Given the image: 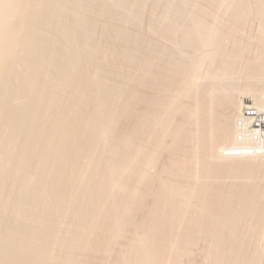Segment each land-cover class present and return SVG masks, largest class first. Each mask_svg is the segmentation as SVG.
Instances as JSON below:
<instances>
[{"label": "bare ground", "instance_id": "1", "mask_svg": "<svg viewBox=\"0 0 264 264\" xmlns=\"http://www.w3.org/2000/svg\"><path fill=\"white\" fill-rule=\"evenodd\" d=\"M240 1L241 2L236 1L235 3H237V6H239L240 4V6L242 7L244 5L242 4L243 0ZM13 2L14 0H0V35L2 33H7L6 36L7 37L9 36L8 37L9 41L7 43L5 41H3L4 42L3 43L2 40H0V72L4 71V69L6 70V68L11 64L10 62L7 63V61L10 60L12 61V59L14 61V59H17L15 61L17 63L18 60H21L22 59V57H20L21 52H19L20 47L21 48L25 47L26 46L25 44L32 43L30 42V40L31 41L35 40V42L32 43L33 44L32 47H33L34 45L37 44L36 36L40 35V34L38 35L35 34L36 35V36L34 35L35 39L33 38L32 40L33 33L30 30V28L32 27L29 28L30 24L28 22L31 21L30 18L32 17H30V14L28 15V13L24 11L25 9H22L24 6L18 4L19 2H16L19 6V9L16 6L17 7L16 10L18 12L16 13L21 16L19 18H22L20 19L22 21L21 22L19 21L20 24L18 23L17 26L12 27L9 24V22L8 23L4 22L6 21V19H8L7 17L9 14V12L7 13L5 12L7 10L10 11L13 8V7L11 8V3L12 5L15 6L14 4L15 2L14 3ZM262 3H259V5ZM260 13H262V11H260ZM237 14L240 15V13ZM5 15H7V17H5ZM236 15H232V17L234 16L236 17ZM48 16L51 17V14ZM4 17L6 18L5 20ZM235 17L233 20L238 19ZM196 23L197 24L200 23V20L197 21ZM8 24L12 28L10 26H7ZM33 24L34 23H32V26ZM198 25L195 24L194 27L192 26L191 28L190 26L189 28L186 27L181 28L175 24L168 23L161 27L158 26L156 28L154 27L152 33L153 35L151 36V40L149 44L150 45L149 57L147 58L149 65L146 64L147 68H145V64L141 63V66L140 65L138 66L141 68L140 69L137 68L138 72L136 73L137 79L139 80L137 82L142 83L143 81H146L148 87L151 88V90L148 91L150 96L144 99L143 95L144 96L149 95L148 92L144 93L140 89L141 91L139 93H136L139 90L136 89V91L132 90L131 93H129V99H128L129 101L133 100L134 103L135 101H137L138 103L139 101L144 102V104L141 103L143 107H139L141 106L140 104L137 107L139 109L142 108V110L137 111L136 110L137 108L135 109L132 108V104H128V102H126L125 104L120 106L121 108L119 107L120 109H118L119 111L117 112L114 106H112L113 104L111 105V102L109 103L110 101L109 96L111 92L110 91L108 92L109 89L104 88L102 86L98 87V89L100 90V92L98 93L99 97L92 101L91 98H89V96H91L89 89L91 88L88 89L87 87L88 85H86L89 76L87 72L79 71L80 73L79 72H78L79 74L77 73L78 77H74L75 79L74 78L70 79L72 81L69 82L72 83L70 85L74 87L73 91H75L74 94L77 95L75 96L76 98L75 97H74L75 99L72 98L73 102L72 99L68 100L69 98H67V100L65 101L67 103L69 102L68 105L65 102L67 106L66 105L63 107L59 106L63 108L60 109L61 111L59 110L60 113L58 112L60 115H62L60 116V120L63 118L62 120L63 124L61 123L62 124L61 126L56 125L57 123L54 122L53 124L51 121H50L51 124L50 123L46 124L42 122V124H46L48 126L46 125L42 126L41 124V120L43 121L42 119L43 116L47 114L46 112H48V110L50 111L52 110V107L50 108V106L53 103L57 104L58 101L57 99L59 97L57 98V95L55 96L54 94L55 99L57 98L56 101L54 102L55 99L53 97V94H50L55 91L54 88L56 87V83L54 88L50 86H45L44 85L45 83L43 84V82L46 81L45 79H47L48 81L50 80L48 78L49 77L48 74L47 77L45 76L44 78L43 71L45 73V70H41L43 69L41 68L42 67L41 61H44L41 58V56L43 57V55H41L43 53L41 52L42 51L41 48L42 49L45 48L43 50L44 52L48 48L44 47V45L47 42L45 43L44 41H42L44 40L43 36L40 37L41 39L40 41L44 43L43 44L40 42L43 47H41V45L38 42L40 47L37 45L39 47V48L36 47L37 49L35 50L37 51L34 50L35 52H33L32 50L33 56L32 58L29 57L31 61L30 60L29 62L27 61L28 66L29 68H31L33 73L32 74L33 78L30 79L33 83H30L31 82L30 81L29 83L32 86L29 85L28 88L33 87L31 89L29 88L30 90H32L36 87H39L38 89L40 92L39 94H37L38 89L34 90L36 94L33 93L32 91L31 92L28 91L30 92L29 96L31 98L27 97L28 94H24L27 97V99L30 100V101L28 100V103L30 102L31 104V101L34 98L32 103L36 102V104L35 103L32 105L26 104V107L22 108L20 112L17 111V113L16 111L12 110L13 111L12 113L9 112V115L11 114V116L9 118L7 117L8 119L5 122L8 125L7 127H10V129H12L11 136H9L10 137L9 140L12 141V143L14 144L16 143L15 146H18L19 148L18 150L20 151L19 157L15 159L14 168L16 167L15 169L19 168L25 171H29L30 168H32L30 170L31 172H29L31 174V175L29 174L30 176L29 179L30 181H32V183L33 181H35L34 182L35 185L33 183V188L35 189L40 184H38L39 181L37 182V180L31 178L32 176L34 177L33 175L34 173L32 172L36 171L35 173H37L36 169L37 166L39 165L43 167V170L46 171L48 177L46 175L45 176L47 177V179H49L47 180L48 185L44 187V191L47 190L48 194L45 193L43 197H45V195L47 194L46 197L50 195L53 198V200L55 199L54 202L56 201V199L57 200L60 199V201L65 202L66 203L65 207L69 208L71 211H73V213H76V215L78 216L77 218L78 225H76L78 226L77 227L78 232L73 234H67L62 238L56 239V236H54L55 234L52 235L53 232L52 233L50 232V230L52 231V227L50 226L51 224L49 225L50 227L48 226L49 224L48 222L54 221L53 218L55 219L57 215L55 214V212L57 211V209H60L61 207L60 208L56 207L57 209H55L54 206L53 209L56 210L55 212L48 211L49 214L47 212L46 215L44 214L42 216L41 212H40L41 215L36 211L34 212V209L36 210L39 205L37 204L38 205L37 206L36 203H34L37 200L35 201L32 200L30 201V204H28L29 211L26 212L25 217L29 219V222L31 223L33 222L34 224H36L34 225L36 227L31 228L30 226L33 225L28 226L27 225L28 222L26 221L27 224H25V220L23 221L24 223L18 222L19 220L16 221L17 219L16 220L13 219L9 221L8 218V220L6 219L5 221L6 223L4 221H3L4 223H1L2 222L1 220L0 222L1 225L2 224L6 225L4 226L5 228L3 227L4 230L6 229L5 231L6 233L2 232L1 230L2 232L1 235L3 236L1 237L0 235V237L3 239L0 238V264H76L75 262L76 260H73L69 250H72L74 247H78V248L84 246L87 247L86 243L87 240H89L88 238H90L88 235H93L92 245L95 249L106 248L104 246L109 244V241L111 239L115 238L114 234L118 230V227L116 228L117 216H119L125 208L127 209L128 207L131 206L132 208H134L133 206H136V208H138V209L134 208L135 212L139 210V208L142 209L145 208V205L143 204L144 201H142V198H144V200L147 201L146 204L147 208L145 209V212L143 209L144 215L141 214V216L144 217V218L141 217L143 218L142 219L143 222L141 221L140 224V219H139L140 226L137 223L138 225L137 229L140 232L139 233L140 237L139 238L137 237L138 239H136V241H133L132 244L130 243L127 249L128 251H130L129 258L131 256V258L128 259L127 264H176L175 257L177 256L175 255H177V253L175 255H172L171 253L172 248L170 247V243L172 242V240L176 239V241L179 242V246H178L179 249L178 248L176 249L180 250L181 252L186 248V246L189 245V243L193 241V239L197 235L200 234L201 235L204 234L203 236L207 234V236L210 235L212 239H216L215 241L217 242L215 245L219 244L218 246H220L219 249L216 248V250H219L217 256L220 258V254H223L220 251L221 246L223 245L222 247L224 249H225L224 246H226V244L224 245L223 241L227 242L228 241L227 236H229L230 234L234 233V231H236L235 227L236 228L238 227L236 223L238 219L240 220V218H244V217L247 218V216L249 217V215L251 216L253 215V217H255L256 215L255 218H257V216L259 215L258 216L260 217L259 221L260 219L261 221L264 219L263 218L264 198L262 199L260 198V195H257L261 191L262 192V194L260 193L261 197H264L263 196L264 179L262 180V178L258 174L261 183L258 182L257 180L259 179L258 178L256 179L255 177L254 181L256 180V183L258 184H254V183L252 184L253 182L252 176L254 175V168L255 167L257 168V166L258 168H261L262 164L258 162L259 164L255 165L254 164L255 161L253 159L251 160H253L254 162H251L250 159H249L250 161H248L247 159H243V157H246V155L249 153H245V151H242L241 149L246 150L250 146L247 143V141L250 139L247 138L248 139L246 140L247 144L245 142H244L245 144L239 142L241 141L240 139L243 138L241 136L243 130L244 132L249 131L250 133L249 137L253 136L251 138L256 140L260 139L261 142L264 143V116L262 115L264 114V112L262 111L263 104L261 107L260 105H258V103H256L258 100L253 101V99H255L253 95H251L253 96L252 99L253 102H251L250 104L246 103L249 102V100H245V99L240 100L238 102L239 98L238 99L234 98L233 97L234 95H232L233 92L231 93L227 89L225 90L226 86H224L225 87L224 88L222 86L223 84L221 83L223 82L222 80H226L224 77H227V74L229 75L230 73H232L230 71H233L235 69V66L236 68H238L237 67L238 65H240L241 67L244 64L243 62L246 61L249 62L250 59L249 57H247L246 59L244 56H243L244 58L241 57L242 60L244 59V61L241 60L243 63L242 65L240 61L238 60L236 61L235 60L236 57L234 56L233 58L231 54L237 53L236 51H238V49L235 50V53L230 52L231 53L230 55L232 57L229 55L227 56L228 59H226V54L228 51H225L226 54L224 53V51H221L222 49H224L223 45L221 44L223 39H219L220 38L219 34L216 39V34L218 33V31L216 32L215 28L214 30H212L213 28L206 25V23L205 25L202 24L203 27L201 25L200 26ZM27 29H29L30 30L29 33L32 34L30 35L27 34L28 32ZM212 31L213 32L215 31L216 33L214 32L215 33L214 34ZM228 32L230 34L233 33L230 31ZM228 32L224 34H228L230 37V34ZM220 34L221 37L224 35L221 32ZM27 35L31 37L30 40L28 39L29 37ZM1 36H4V34H2ZM224 36L223 38H225ZM178 37L184 38V40L187 42V45L190 46V48H192V51L188 52L185 56L180 55L179 53L183 49L181 51L176 52L175 48L174 49L169 48L165 46V44H163V42L161 41V39L162 40L170 39L174 41ZM260 37H264L262 36V33ZM259 39L260 38L256 40L258 41L257 42L258 44L261 41V40L259 41ZM218 40H220L221 45L218 44L219 42ZM37 41H39V36L37 37ZM166 42L167 41H165V43ZM175 42L177 41L175 40ZM260 43L264 44V40ZM262 44L260 45L263 47ZM175 45L173 43V46ZM217 45L222 46V48L217 49L219 47V46L217 47ZM243 46L242 48L237 45L235 47L239 49L240 48L248 49V46L245 45L247 48ZM27 47L28 46H26V48ZM257 48L255 49L258 50L259 48L258 49ZM59 50L57 51L59 52ZM228 50L231 51V49ZM262 50L264 52V48L258 51H262ZM244 51L247 50H243V51L240 50L238 51L237 55L240 54L243 55L242 52ZM248 51L247 53H250ZM17 52L19 53L18 58L16 57ZM263 52H259V53L264 54ZM59 53H61L60 55H62L61 51ZM259 53L257 52V54L255 55L256 57L253 56L252 54L250 58L255 57L257 59L254 58L255 59V60L253 59L254 61H251L252 60L251 59L250 63L248 64L249 67L247 66V63H245V66L248 67L249 69L248 72L251 76L264 77V56L260 54V57H257L259 56ZM222 54H225L223 57L225 59L221 58L222 59L221 60L219 57L222 56ZM217 55L219 57H217ZM216 57L217 60L220 59V61L215 65L213 64V62H215ZM237 59L240 60L239 57ZM233 62H235L234 64L236 63L238 64V65H234V68L232 66ZM61 63H63V61ZM243 66L242 68L244 69ZM240 67L238 68V70L242 71ZM243 74L245 73L243 72ZM245 77H246L245 79H249L250 81L257 80L254 78H253L254 80L249 78L247 72ZM262 77H260L261 80L264 79ZM220 78H221V82H220ZM67 79H65L63 83L69 80ZM54 81L58 83L57 85L60 84V81L52 80V82ZM40 84L41 86H39ZM226 84L227 82L224 85ZM2 85L3 84L1 83V79H0V89ZM257 85L255 84V87ZM42 86L45 88H43ZM83 86L85 87L83 88ZM247 86H244L243 89L246 88ZM40 87L45 99L42 97V95L38 97V95H40L41 93ZM234 87H236V85ZM250 87L249 89L252 88ZM42 88L45 90L46 94L43 93ZM56 89L59 88L57 87ZM246 89H248V87ZM235 90L238 89H234V91ZM47 91L49 93H47ZM78 91L81 92L79 93ZM31 93L35 94V96L32 97ZM45 95H47V97ZM73 96L74 95H72V97ZM35 98L37 99L40 98L41 102L36 101L37 99L35 100ZM42 99H44V101ZM53 107H56V105ZM134 107H136V105ZM121 113H123L122 116H126L127 118H129V120L130 119L132 120V121L128 120V123L131 122V126L130 127L128 126L127 127L128 129L125 127L126 129H124V132L117 134L116 135L117 137L115 136L116 138H114V140L112 141L113 147L111 146L112 151L110 152V156L106 159L105 163L102 164L103 160L101 161L98 159L99 160L98 161L96 159L97 157L100 158V156H97L98 153L96 155V150L99 144L101 143L102 140L101 138L104 132L110 127V125H112V123L119 116V114L121 115ZM56 117L59 116L56 115ZM239 120L240 122H238ZM238 123L240 124L241 127H244L243 125L245 126L247 125L249 130L246 129L247 131H245V128L247 127H245L244 129L240 127L239 129L242 130L239 131V129L236 128V126L238 127ZM233 124H236L235 128H233L234 127ZM238 135L241 136L242 138L238 139L237 138ZM254 136H256L257 138H254ZM244 138L246 137L244 136ZM235 140L236 141L238 140L239 143H237V145L238 144L240 145V146L235 145V147H237L239 151L241 150L240 152L238 151L239 154L236 156L232 155L233 157L232 158L230 157L231 159L228 160H224V161L219 160L216 153V151L218 150L217 148H219L220 146L222 148L224 147L226 148L227 146L230 145V143L233 144ZM259 142H258V146L262 147L263 145H260L261 143L259 144ZM234 144H236V142ZM247 145L249 146L247 147ZM221 147L219 149L222 150ZM235 147L233 148L235 149ZM229 148L231 147L229 146ZM117 151L119 153L118 155L116 154L118 157H115L116 156L115 154H114L115 156H112L113 153L115 152L117 153ZM233 152H235V150ZM128 157L130 158L128 162H130L131 164L130 166L131 171L129 170V172L131 173L130 182H134L133 188L131 186V189L133 190L131 191H129L130 189L126 190V186L121 185V187L119 188L120 189L119 193H124V194L119 196L115 191L116 194L118 195L117 196L118 198H116L115 197L116 194L115 192H113V190L116 189L115 187H117L116 182L118 180H116V178L118 177L122 169H125L126 167L123 168L122 165L118 164L120 167L117 166L118 168H116V170L114 169V173L112 175L111 173L110 175H108L106 173V168H107L106 165L107 164L109 165L110 162L115 161L116 159L118 161L120 160L119 162L123 164V161L127 162L125 160L126 159L128 160ZM127 163L126 165H128ZM90 166H91L90 172L88 174H85L86 168ZM262 168L264 170V167ZM125 170H127V168ZM263 170L260 171L262 172ZM260 171L258 173H260ZM251 173L253 174L252 176ZM218 175H226L229 177L242 176L244 178L247 177L249 181H247L248 179L245 178V181L236 182L233 183L232 185L230 184V186H227V188L229 187L227 192H225L226 190L225 189L222 190L221 189L222 187L218 185L213 186L212 184H210L211 186H208L207 183H205L210 179V177L212 178ZM249 176L251 177L249 178ZM119 178L122 179L121 176H119ZM121 183L123 184V181ZM73 185L74 186L78 185L76 187L77 189L80 188L81 190H86L88 192L86 193L87 195L90 193L89 194L90 196L86 201V203L84 202L85 204L83 206L82 205L79 206L78 204L79 208L76 205L75 209L74 206L72 205L73 203L72 202L73 198L71 197L72 194H69L68 191H66L70 187L73 188L70 189L74 190ZM137 185H139L140 188H138ZM255 185H257V187L259 186L261 190L258 191V188L255 189L256 187ZM255 191H257L258 193L256 194ZM148 194L149 195L151 194V199L149 198L150 196L147 197ZM60 201L58 202L59 204ZM18 203H16V206L18 205L17 206L18 209L15 206V203H13L14 207L12 206L13 209L16 207L15 208V210L17 209L16 210L17 212L15 211L16 214H18V211L20 212L22 208V207L19 208L20 204ZM37 203H41V202L38 201ZM32 204L34 206L36 205L35 206L36 208L33 207ZM29 205H31L32 208L31 206L29 208ZM2 208H5V206ZM30 209H32L31 212ZM53 209L51 211H54ZM142 209L140 210L142 211ZM128 210L130 209L128 208ZM0 212L2 213V214L0 213L1 215L4 214L3 210ZM127 212L129 213L131 211L126 210L124 214L125 213L128 214ZM27 213H29L30 215ZM19 215H21V213ZM138 216H140V214ZM0 217L3 218L4 215L3 217L2 216ZM183 217L187 220V222L183 219L182 222L183 223L186 222V224L182 229V227L180 226L181 224L180 221L182 220L181 218ZM88 219L91 220V223L89 225L85 224L87 230H83L84 229L83 224ZM96 220L97 222H94ZM258 223L259 222L257 221L256 223L257 227L260 226L261 222L259 224ZM181 225L183 226L184 224ZM255 229L257 228L255 227ZM81 230L84 231V235L81 234L82 233ZM227 232L228 233L231 232V233L228 234ZM236 234H238V232ZM236 234L230 235L229 238L231 236H236ZM224 236L227 239L224 240L225 238ZM37 238L42 239L45 244H48L49 247L50 246L54 247L53 244H56L57 247L59 249H62L63 251L61 252L60 250L59 253L55 254L53 250H51L52 248L50 247L51 248L50 249L47 245H44L45 248H43L44 246L43 247L36 246L37 243L36 241H38ZM234 238L236 237H233V239ZM233 242L235 243L236 240L234 239ZM172 243H175L174 240ZM234 243H232L231 247L234 246L233 245ZM173 245L171 244V246ZM46 247H48L50 250L47 249ZM230 248L225 249V251L226 250L228 251V252L226 251L227 252L226 255L224 253L225 256H227V254L228 256H231V252L232 253L239 252L238 254H241V251H238L239 247L238 248L236 247L237 249L234 248L233 250L235 251H232V249L230 250ZM222 252H224V250ZM236 253H234L233 256ZM238 254H237V258H238ZM225 256L222 255L221 258ZM233 256L231 257V259L233 258ZM250 256H251L250 259L249 256L246 259L247 261L249 260L247 263L255 264L256 256L254 255H250ZM221 258H220V262H223ZM227 258L225 257L222 259L229 261V263L234 262L233 260L232 261L229 260L230 257L228 258V260ZM233 259L235 260L236 258ZM217 260L219 259L217 258ZM246 260L244 263H246ZM241 262L242 261H240L239 263L241 264ZM79 263L80 262H78V264ZM81 263L83 264V262ZM226 264H228V262H226Z\"/></svg>", "mask_w": 264, "mask_h": 264}, {"label": "rangeland", "instance_id": "2", "mask_svg": "<svg viewBox=\"0 0 264 264\" xmlns=\"http://www.w3.org/2000/svg\"><path fill=\"white\" fill-rule=\"evenodd\" d=\"M236 1L241 2L240 0H236ZM236 1L235 0H91V1L90 0H76V1L75 0H39V1L38 0H21V1L16 0L15 1L14 0L15 3L14 2L13 3L15 4V6L12 5V3H11V8L12 7L13 8L12 9L9 8L11 10L10 11L7 10L5 12V13L9 12V14H8V17H7V15H5V17H7L8 19H6L4 17V20L6 19V21H4V22H7V23L9 22V24L13 27V26H17L19 21L20 22L22 21V20H20L22 18H19L21 16L19 14H17L18 12L16 10L17 7L19 9L18 4H20V5L24 6L22 9H25L24 11H26L28 13V15L30 14V17H32V18H30L31 21H28L30 24L29 28L32 27V28H30V30L33 33L32 40H33L35 34L36 35L40 34V35H38L39 41H37L38 36L35 35L37 44L35 43L36 44V45H34L35 47L33 46L34 49L32 47V45H33L32 43L35 42V40L31 41L30 40L31 37L27 35L29 37L28 39L32 43H28V44L24 43L29 48L28 47L26 48L25 45H24L25 47H22V48L20 47L19 52H21L22 54L20 53L21 56L20 55L19 56L22 57V59L18 60V62H17L18 64L15 62L17 59H14V61H13V59H12V61L11 60L7 61V63L8 62L11 63L7 67V68L10 67V68L9 69L6 68V70L4 69V71L0 72V79H1V83L3 84L1 86V89H0V176H1L0 177V209H1L0 211L3 210V213H4L3 214L4 217H3V215H1L2 213L0 212L1 213L0 216L3 217V218L0 217V222L2 220L1 223H4L6 221V219L8 220V218H9V221L13 220V219H15V220L17 219L16 221L19 220L18 222H21V223L25 220V224H27V222H28V224H27L28 226L33 225V226H30L31 228L36 227V226H34L36 224H34L33 222L32 223L29 222V219L27 217H25V214L27 211H29L28 204H30V201L37 200L34 203H36V205L38 204L39 206L37 205L38 207L36 210L34 209V212L35 211L38 213L41 212L42 216L44 214L46 215L48 211L55 212L56 211L55 209H57L58 207L59 208L61 207L60 208L61 210L57 209V211H56L57 213L55 212V214H57V215H56L55 219L53 218L54 221L53 222L51 221L52 223L48 222L49 223L48 226L51 224L50 226L52 227V231L50 230V232L51 233L53 232L52 235L55 234L54 236H56V239L62 238L67 234H73V233L78 232L77 231L78 226H76V225H78L77 224L78 216L76 215V213H73V211H71L69 208L65 207L66 203L63 201H60V199H58V200L56 199L55 202H57V203H55L54 202L55 199L53 200V198L50 195L48 197H46L48 193H47V190H45L46 192L44 191V187L46 185H48L47 180H49V179H47L48 176L46 174V171L43 170V167H41L39 165L40 167L37 166V169H36L37 173H35L36 171L32 172V173H34L33 174L34 177L32 176L31 178L34 180H37V182L39 181L38 184H40L37 186L38 188L36 187L35 189L33 188V183L35 181H33V183H32V181H30V179H29V177H30L29 172H31L30 170L32 168H30L29 171L21 170L19 168L15 169L16 167L14 168L15 159H17V157H19L20 151L18 150L19 149L18 146H15L16 143L14 144V143H12V141L9 140V138H10L9 136H11L12 129H10V127H7L8 125L5 122L11 116V114L9 115V112L12 113L13 111H16V113H17V111L20 112L22 110V108L26 107V104H29V105H32L34 103L36 104V102L32 103L34 98L32 99L31 104H30V102L28 103L29 99H27V97L31 98L29 96V93L31 91L33 93H35L34 90L39 88V87H36L32 90H30V89L33 87H29L30 89L28 88L30 83H33L30 80L31 78H33V76H32L33 73H32L31 68H29V66H28V62H29V60L31 61L30 58H32V56H33L32 50H33V52L37 51L35 49L39 48L40 47L39 44L41 45V43H43L40 41L41 40L40 37L43 36L44 40H42V41H44L45 43L47 42L45 44L46 46L44 45V47L48 48V49H46L45 52L43 51L45 48H43V49L41 48V50H42L41 52H43V53L42 54L40 53L44 57L43 58L41 56L42 60H44V61H41L42 62L41 68H43L41 70H45V73L43 71L44 78H45V76L47 77V74H48V76H49L48 78L50 80V81H48L47 79H45L46 81L43 80L44 81L43 84L45 83L44 84L45 86H50V87L54 88L55 83H56V87L54 88L55 91L53 90L54 92H52L50 94H53L54 99H55L56 95H57V98L59 97L58 99L56 98L58 100L57 104H55V103L52 104L53 106L56 105V107H53L52 105L50 106V108L52 107V110L51 111L48 110V112H46L47 114H45V116H43V118H42L43 121L41 120V124H42V122L48 124V123H50V121L52 123L53 122L57 123L56 125H59V126H61L63 124V121H62L63 118L62 117H61L62 119L60 120V116H62L59 114L61 111L60 109H63L61 107L65 106L66 104L68 105L69 102L67 103L65 101V100H67V98H69L68 100H70L72 98L73 99L76 98L75 96H77V95H75L74 94L75 91H73L74 87L72 85H70L72 83H69V82L72 81L70 79H72L74 77H78L77 73L79 71L80 72L81 71L87 72V74L89 76V79L87 80L86 85H88L87 86L88 89L91 88V89H89L90 95H91V96H89V98H91L92 101L99 97L98 93L100 92V90L98 89V87L102 86L104 88L109 89L108 92L109 91L111 92L110 96H109V100H110L109 103L111 102V105L113 104L112 106H114V108H115V110H117V112L119 111L118 109L121 108L120 106H122L126 102H128V104H132V108H134V109L137 108L139 104L140 105H141V103L144 104V102H141V101H139V103L137 101H135V103H134L133 100L129 101L128 100L129 99V93H131L132 90L136 91V89L137 90L139 89L136 93H139L141 90L144 93H147L149 90H151V88L148 87V84L146 83V81H143L142 83L137 82V81H139L137 79V74H136L138 72L137 68L138 69L141 68V67H138L139 65L141 66V63L145 64V68H147L146 64L149 63L147 61V58L149 57V52H150L149 51V49H150L149 44H150L151 36L153 35L152 33L154 30V27L155 28L157 26L161 27V26L168 24V23L175 24L181 28H183V27L189 28V26L191 28L192 26L194 27L195 24L198 25L200 23H201L200 25L202 26V24L205 25V23H206V25L213 28L212 30H214V28H215L216 32L218 31V33L216 34V39H217L218 34L220 37L219 39H223L222 43L220 42V40H218L219 41L218 44L221 43L223 45V48H224L221 51H224V53H225V51H228L227 54L225 53L226 59H228L227 56H229L232 52L235 53L236 49H238V51H240V50H242V51L247 50L248 51L250 49L248 51L250 53H247V51H244V52H242L243 55H241V54L237 55L238 51H236L237 53H235V54H233V53L231 54L233 56V58H234V56L236 57L235 58L236 61L237 60L240 61L241 65L244 63L243 64L244 66L242 65L244 67V69H243L242 66L240 67V65H238L237 63L234 64L236 62L235 61L232 63L233 65L231 64L233 66V68H234V65H238L237 67L238 68L240 67L242 69V71L245 70V71H243L245 74H243V72L241 70H238V68H236V66H235V69L237 71L235 69H234L235 72L233 69H232L233 71H230L234 74V76L232 73L229 72L230 74L229 75L227 74V77L230 80L227 77H224L226 80H222L223 82H221V78H220V82L223 84L222 85L223 87L226 86V88L224 87L225 90L227 89L231 93L233 92L232 95H234L233 96L234 98H237V99L239 98L238 102L240 100L245 99V100H249V102H246V101L245 102L250 104L251 102L258 100L256 103H258V105H260L261 107L263 104L262 111L264 112V84H263L264 79H262V80L260 79V77H262V76H258V77L257 76L256 77L251 76L248 72V70H249L248 64L250 63V60L252 59L251 61H254L255 59H257V58H255L256 57L255 55L257 54V52L258 53L263 52V50L262 51H258V50L264 48V44L260 43L264 40L263 39L264 37H260L261 33H262V36H264V34H263L264 33V16H263L264 15L263 14L264 13V11H263L264 10V7H263L264 6V0H262V1H260V0H243L242 4H244V5L242 7L240 6L239 3L238 4L240 7L237 6V3H235ZM258 1H260V2H258ZM16 2H19V3L17 4ZM259 3H262L263 5L262 4L259 5ZM36 4H38V5H36ZM22 6H20V7H22ZM14 7H15V10H14ZM48 7H49V9H48ZM262 8H263V10H262ZM88 10H90V11H88ZM255 10H257V11H255ZM260 11H262V13H260ZM235 13L236 14L240 13V15H238V14L236 15ZM50 14H51V17L48 16ZM232 15H236V17L235 16L234 17L238 18L239 20L238 19L233 20L234 17H232ZM7 20H9V21H7ZM199 20H200V23L197 24L196 22ZM69 21H70V23H69ZM233 22H234V24H233ZM32 23H34L33 26H32ZM47 23H49V24H47ZM9 24L7 26H10ZM200 25H198V26H200ZM235 29H236V32H235ZM27 30H28L27 34H29V35L32 34V33H29V31H30L29 29H27ZM224 30H225V32H224ZM71 31H72V33H71ZM228 31L233 32V33H231L232 35ZM220 32L223 34L228 32L230 34V37L228 34H224L225 36L222 34L225 38L227 36V38L225 39V38H223V36L221 37ZM2 34H4V36H1ZM2 34L0 35V40H2V42L5 41L7 43L9 41V39H8L9 36L8 37L6 36L7 33H2ZM259 34H260V36H259ZM27 36H26V39H27ZM256 38L257 39L260 38L259 41L260 40L261 41L259 42V44L257 43L258 41H256L257 40ZM29 40H28V42H29ZM175 40L177 42H175ZM175 40L172 41L170 39H166V40L161 39V41L163 42V44H165V46L172 48V49L175 48L176 52L181 51L183 49L182 51H184V52H182V51L179 52L180 55L185 56L188 52L192 51V48H190V46L187 45V42L184 40V38L178 37ZM165 41H167V42L165 43ZM38 42H39V44H38ZM224 42H225V44H224ZM236 42H238V43H236ZM173 43H174V45L178 44V45H175L177 47L173 46ZM181 43H184V44H181ZM260 44H262L263 47ZM236 45L241 47V48L243 45L244 46L246 45V46H248V49H244V48L239 49V48L235 47ZM218 46L219 45H217V47ZM260 46H261V48H260ZM41 47H43V46L41 45ZM220 48H222V46H219L217 49H220ZM255 48H257L258 50H256ZM228 49H231V51H229ZM57 50H59V52L61 51L62 55H60L61 53H59ZM221 51H220V53H221ZM16 54H17L16 57L18 58L19 53L17 52ZM225 54H222V56H220V57L218 56L219 55L218 54L217 57H219L221 59L224 57ZM249 54H251V55H249ZM252 54L255 57L250 58V56H252ZM260 54L261 53H259V56H257V57H260ZM261 55L264 56V54H261ZM243 56L245 57V59L247 57H249V59H250L249 62H247L245 60L246 62L242 63V61H244V59L242 60V58H244ZM20 57H19V59H20ZM217 57L215 58L216 60H217ZM231 57H229V58H231ZM238 57L240 58V60L237 59ZM23 59H24V61H23ZM220 59L217 61L215 60V62H213V64L216 65L220 61ZM223 59H225V58H223ZM62 61H63V63H61ZM233 61H234V59H233ZM26 62H27V64H26ZM70 62H72V63H70ZM12 63H14V64H12ZM245 63H247L248 67L245 66ZM65 65L67 66V69H66ZM60 66H63V67H60ZM246 72L248 73L249 78H251V79L254 78L257 80L255 81L253 79L255 81L254 82L252 80L250 81L249 79H245L246 78L245 77ZM262 78H264V77H262ZM65 79H67L68 81H65L63 83V81ZM222 79H223V77H222ZM52 80L60 81V84H59L60 86L57 85L58 84L57 82H55V81L52 82ZM134 80H136V81H134ZM258 81H260V82H258ZM226 82H227V84L224 85ZM46 84H48V85H46ZM250 84H251L252 88L250 87ZM255 84L256 85L258 84V85L255 87ZM139 85H141V86H139ZM232 85H233V87H232ZM235 85H236V87H234ZM30 86H32V85H30ZM39 86H41V84ZM228 86L230 89L228 88ZM244 86H247L248 89H246L247 87L243 89ZM50 87H47V88H50ZM57 87L59 89H56ZM81 87H82V85H81ZM84 87L85 86H83V88ZM237 87H239V88H237ZM249 87L251 89H249ZM43 88H45V87H43ZM233 88L238 89V90L234 91ZM260 88H262V89H260ZM40 90H41V87H40ZM80 90H81V88H80ZM28 91H30V92H28ZM48 91H47V93H49ZM50 91H51V89H50ZM254 91H256V92H254ZM39 92L40 91L38 89L37 94H39ZM70 92H71V94H70ZM43 93L46 94L44 89H43ZM79 93H78V95H79ZM3 94H5V95H3ZM24 94H28V96L26 97ZM35 94L31 93V96L34 97ZM54 94H55V96H54ZM148 94H149V92H148ZM41 95L45 99V97L42 94V90H41L40 95H38V97ZM72 95H74V96L72 97ZM251 95H253L255 97V99H253V96H251ZM45 96L47 97V95H45ZM149 96H150V94L145 95V96L143 95V98L145 99V98H148ZM240 97H241V99H240ZM40 98H38L39 100L37 98H35V100L37 99L36 101L41 102ZM44 99H42V100L44 101ZM56 99L54 100V102L56 101ZM73 99H72V102H73ZM252 99H253V101H252ZM63 101H64V104H63ZM65 102H66V104H65ZM58 104H61V105H58ZM135 105H136V107H134ZM59 106H61V107H59ZM139 107H143V106L141 105ZM134 109H133V111H134ZM7 110H8V112H7ZM136 110L137 111L142 110V108L141 109L137 108ZM56 115L59 117H56ZM122 115H123V113H121V115L119 114V116L114 120L112 125H110V127H109L110 129L108 128L104 132V134L101 138L102 139L101 143L99 144V146L96 150V155L98 153L97 156H100V158L97 157L96 159L97 160L99 159L101 161L103 160L102 164L105 163L106 159L110 156V152L112 151V147H113L112 141L114 140V138L117 137L116 135L124 132V129H126L128 126L129 127L131 126V122L128 123L129 118H127L126 116H122ZM262 115L264 116V114H262ZM48 119H49V121H48ZM46 120H47V122H46ZM238 122H240V120ZM46 124H42V126H45ZM235 125L236 124H233V126H234L233 128H235ZM46 126H48V125H46ZM243 126L244 127H241L240 124L238 123V127L236 126V128L239 129L241 127L242 129H244L245 127H247V128H245V131L249 130L247 125L246 126L243 125ZM242 129H239V131H241ZM242 132L243 133L241 134V136L243 138L239 135L237 136L238 139L242 138V139H240L241 141H239L240 143L242 142L243 144H245L246 140H248V139L251 140V141L250 140L247 141V143L251 146L250 147L249 145H247V147L249 146L250 148L246 147L247 148L246 150L241 149L242 151H245V153H249L246 155V157H243V159H247L248 161L253 159L255 162L253 160H251V162H254L255 165L256 164L258 165L260 163V164H262V167H264V165H263L264 164V143H262L260 139L256 140V139L251 138L253 136L249 137V135H250L249 131L244 132L242 130ZM245 133H247V134H245ZM244 136L246 138H244ZM7 137H8V139H7ZM254 138H257V137L254 136ZM235 142H236V144H234ZM235 142L233 144L230 143V145L227 144L231 148H229V146H227L228 148L226 147L227 149L225 147L222 148L220 146L222 148V150L219 149L220 147L217 148L218 150L216 151V153H217L219 160H223V161L228 160V159H231L233 156H236L239 154V152L241 150L239 151L238 148L235 147V145L236 146H240V145L239 144L237 145V143H239L238 140L237 141L235 140ZM258 142H259V144L261 143L260 145H263L262 146L263 148L261 146H258ZM142 144H143V142H142ZM144 144H145V142H144ZM254 144H255V146H254ZM232 146L235 147V149ZM255 148H256V150H255ZM230 149H232V150H230ZM234 150H235V152H233ZM219 151L220 152L223 151V152L220 153ZM250 153H252V154L255 153V154L252 155ZM114 154L118 155L119 153L117 151V153L116 152L113 153L112 156H115ZM224 154H226V155H224ZM117 155L115 157H118ZM129 159L130 158L128 157V160L126 159L125 161L128 162ZM119 161L116 159L115 161L110 162L111 164L110 163H109V165L107 164L106 165L107 166L106 173L108 175H110V173H111V175H112L114 173V169L116 170V168H118L117 167V166H119L118 164L122 165L123 168H125V167L127 168V170H125L126 168L122 169V171H121L122 174L120 172V174L117 177L118 179L116 178V180H118L116 182V186L118 188L115 187L116 189L113 190V192L116 191L117 194L119 196H121L122 194H124V193H119L120 192L119 188L121 187V185L122 186L125 185L126 190L130 189L129 191H131V190H133V189H131V186L133 188L134 182H130V177H131V173L129 172V170L131 171L130 162L127 163V162L123 161V164H122ZM121 162H122V160H121ZM126 163L128 165H126ZM33 164H35V163H33ZM262 167L261 168H258V166H257V168L255 167L254 168V175L252 174L253 172L251 173V176L253 175L252 176V178H253L252 184L253 183L258 184V183H256V180L254 181L255 177H256V179L257 178L259 179V180H257L258 182H260L259 176L262 178V180L264 179L263 178V176H264L263 171L264 170ZM90 169H91V166L86 168L85 174H88L90 172ZM258 170L259 171L263 170L262 172L260 171V173H262L263 175L258 173L259 172ZM256 171H258V172H256ZM255 172H256V174H255ZM125 173H127V174H125ZM258 174H259V176H258ZM122 175H123V177H122ZM119 176H121V178L124 179L125 181L120 179ZM223 176H224V179H223ZM225 176L226 175H218V176H214L212 178L210 177V179L208 181H206L205 183H207L208 186H211L210 184H212L213 186L218 185V186L222 187L221 188L222 190L225 189L226 190L225 192H227V190L229 188V187L227 188V186H230V184L232 185L233 183H236V182L245 181V178H247V177L244 178L242 176L241 177L240 176H235V177L226 176L225 177ZM251 176H249V178ZM122 181H123V184L121 183ZM211 181L214 183H212ZM247 181H249V179ZM124 183H126V184H124ZM250 183H251V181H250ZM225 184H226V186H225ZM34 185H35V183H34ZM36 185H37V183H36ZM77 186L73 185L74 190H72L73 189L72 187H70L72 189L68 188L66 190V191H68L69 194H72V196L71 195H68V196H71L73 198L72 199V202H73L72 205L74 206V209L76 208L75 207L76 205L78 208L80 205L83 206L90 196L89 195L90 193L87 195L86 193H88V192L86 190H81L80 188L77 189L76 188ZM255 186H256L255 189L258 188V191L261 190L259 188V186L258 187H257V185H255ZM137 187L140 188L139 185H137ZM42 192H44V193H42ZM116 192H115V194H116ZM255 192H256V194L258 193L257 191H255ZM45 193H47V194L45 195V197H43ZM260 193L262 194L261 191H260ZM260 193H258L257 195H260V198L263 199L264 197H261ZM117 194L115 195L116 198H118ZM147 197H149L151 199V194L150 195L148 194ZM38 201L41 203H37ZM59 201H60V204L58 203ZM142 201L145 202V203L143 202V204L145 205V208H143L144 212H145V209L147 208V205H146L147 201L144 200V198H142ZM262 201H260V202H262ZM13 203H15V206H16V203L20 204L19 208L22 207L21 208L22 211L21 210H20V212L18 211V214H16V212H17L16 210L18 209V207H17L18 205L16 206L17 209L15 210L16 207L14 209L12 208V206L14 205ZM78 204H79V206H78ZM144 205H142V206H144ZM1 206L2 207L5 206V208H2ZM30 206L31 205H29V208H30ZM35 206L33 205V207H35ZM54 206H55V209H53ZM133 207L136 208V206H133ZM7 208H8V210H7ZM31 208H32V206H31ZM128 208L130 210H128ZM128 208L127 209L125 208V209L127 211H131V212H129V213L127 212L128 214H126V213L124 214V212L126 211L124 209L121 212V214L119 216H117L116 228L118 227V230L114 234L115 238L111 239L109 241V244L104 246L106 248L95 249L92 245L93 235H88L90 237V238H88L90 241L87 240V243H86V246L88 248L85 246L80 247V248L74 247L72 250H69L73 260H76L75 261L76 264H78V262H80L79 264H82L81 262H83V264H127L128 259L131 258V256L129 258V252L130 251H128L127 249L129 247L130 243L132 244L133 241H136V239H138L140 237V235H139L140 232L137 229V227H138L137 223L139 224V219H140V224H141V221L143 222L142 219L144 218L143 216H141V214L144 215L142 208H139V210H137L136 212H135V209L132 208V206L128 207ZM52 209L54 211H51ZM133 209H134V211H133ZM136 209H138V208H136ZM140 209H142V211ZM31 211H32V209H30V212ZM138 211H140V212H138ZM118 212H119V210H118ZM10 213H12V214H10ZM20 213H21V215H19ZM41 213H40V215H41ZM138 213L140 214V216H138L139 215ZM27 214H29V213H27ZM48 214H49V212H48ZM125 215H126V217H125ZM258 216H257L258 219L255 218L256 215H255V217H253V215L252 216L249 215L250 218L247 216V218L244 217L245 219L240 218V220L239 219L237 220L236 223L238 225V227H237L238 229L235 227V230L238 232V234H236L237 232L234 231V233H232V234L233 235L236 234V236H231L232 238L231 237L229 238V236L232 234H230L231 232L230 233L227 232L230 235L229 236L226 235L228 237V239L224 236L225 237L224 240L227 239L228 241L227 242L223 241V242H224V245L225 244H226V246L229 245V246H227V248H230L232 243H234L233 241L235 239L236 242L233 245L234 246L236 245V246L235 247L232 246L233 248L231 247L230 250L232 249V251H235L233 249L234 248L237 249L239 247L238 251H241V254H238L239 252H237V253L233 252L232 253L228 249L231 252V256H228V254H227V256H225L228 251L226 250L227 251L226 252L225 251V249H227L226 246H224L225 247V249H224L222 247L223 246L222 245L221 249H223L224 252H222L223 250L220 249L221 253H223V254H220V258L223 255L226 258L230 257V259H229L230 261H232V260L234 261L231 263L240 264L239 262L242 261L241 264H243L245 262V260L248 258V256L250 259L251 258L250 255H254V256H256V258H255L256 263L255 264H264V219L262 221L260 219V221H259L260 217H258ZM141 217H143V218H141ZM120 218H122V219H120ZM186 218H187V216H186ZM181 219H180L181 220L180 222H181V224H184V225L182 226L180 224V226L183 229L187 220L184 217ZM183 219L186 221V222L184 221L185 223L182 222ZM256 220L259 223L261 222L262 225L260 224V226L257 227V224H256L257 221ZM204 221H206V220H204ZM94 222H97V220ZM1 223H0V235L2 234V232L6 231V229L4 230V228H5L4 226H6V225L5 224L1 225ZM90 223H91V220L88 219L83 224V228H84L83 230H87V227L85 226V224L89 225ZM140 224H139V226H140ZM41 225H44V224H41ZM247 225H248V227H247ZM254 226L257 229H255ZM1 230H2V232H1ZM83 230H81V232H82L81 234L84 235ZM180 231H182V230H180ZM200 235H197L198 237L196 236L193 239V241L191 240L192 242L189 243V245L186 246V248L181 252H180V250H178L179 249V247H178L179 242L176 241V239H173L174 242L177 243V244H175V243H172L173 242V240H172V242L170 243V247L172 249L171 248L170 249H171L172 255H175L177 253V255H175V256H177V257H175L176 258V261H175L176 264H226V262H228V264H231V263H229V261L222 259L225 257H222L221 260L223 262H220V258L217 256L218 255L217 253H219L218 252L219 250H216V248L219 249L220 246H218L219 245L218 243H217L218 245H215L217 242V241H215L216 239H212V237L210 235L207 236V234H205V236H203L204 234L201 236ZM237 235H238V237H241V238H238ZM2 236L3 235H1V237ZM233 237H236V238L233 239ZM237 238H238V240H237ZM1 239H3V238H1ZM229 239H231V240H229ZM41 240L42 239H38V241H36L37 242L36 246H40V247H43L44 245L48 246V244H45L44 241L43 240L41 241ZM46 243H48V242H46ZM171 244L172 245L174 244V245L171 246ZM51 245H52V243H51ZM53 246L54 247L50 246L52 249L49 246L48 247L51 250H53V252L55 254L59 253L60 250H61V252L63 251L62 249H59L56 244H53ZM48 247H46V248L49 249ZM43 248H45V246ZM176 248H178V249H176ZM224 253H225V255H224ZM234 253H236V254L233 256ZM254 253H256V254H254ZM237 254H238V258H237ZM232 256H233V258H236V259L235 260L233 258L231 259ZM216 257L219 260H217ZM228 258H227V260H228ZM241 258H243V259H241ZM239 259H241V260H239ZM248 261L246 260V263ZM123 262H125V263H123ZM246 263H244V264H246Z\"/></svg>", "mask_w": 264, "mask_h": 264}]
</instances>
